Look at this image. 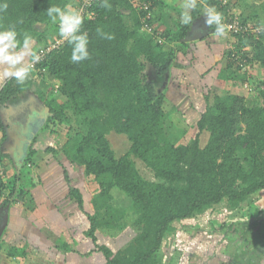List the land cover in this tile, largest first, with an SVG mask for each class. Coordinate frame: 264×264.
<instances>
[{"label": "trees", "instance_id": "16d2710c", "mask_svg": "<svg viewBox=\"0 0 264 264\" xmlns=\"http://www.w3.org/2000/svg\"><path fill=\"white\" fill-rule=\"evenodd\" d=\"M104 2L0 0L8 4L7 10L0 12V30L15 26L20 44L27 33L40 46L39 51L51 45V33L57 37L55 41L61 37L59 22L53 24L47 15L51 5L84 8L81 31L89 36V58L71 60L69 37L34 65L36 77L44 81L36 93L50 111L42 132L56 133L62 127L65 134L59 149L48 147L46 151L62 166L69 197L88 217L85 234L93 244L91 254H102L104 264H161L158 252L174 231L175 222L223 202L236 210L248 199L264 195V89L260 85L258 98L240 93L245 82H249L248 69L264 70V28L256 34L226 31L233 38L229 44L234 45L241 65L232 59L233 50L230 51L228 67L235 71L222 70L220 76L232 81L233 86L204 96L206 108L199 113L197 136L188 144L177 145L166 131L170 115L177 109L167 95L168 88L161 90V85L164 81L173 83L170 73L177 51L192 43L184 41L192 28L178 20L176 25H165L160 30L154 8L158 7L164 15L163 0H106L110 7H103ZM145 4H150L149 11L144 9ZM208 6L223 13L225 24L234 18L230 3L200 0L194 19ZM211 27L216 31L215 26ZM97 29L112 38L99 35ZM13 48L23 50L19 46ZM149 69L157 78L152 79ZM33 83L6 80L0 90V110ZM49 88L52 91L47 96ZM168 103L172 105L170 111L166 108ZM0 131L6 137L1 115ZM113 133L127 137L130 143L119 157L108 138ZM203 133L208 139L202 146ZM38 152L35 140L9 183L0 177V196H5L0 203L2 209L24 203L26 197L35 202L31 191L43 186L33 179L25 181L28 177L24 171L28 170L26 174L31 177L29 170L34 164L39 165ZM61 157L69 166L84 169L93 194L89 203L92 213L86 211L85 196L73 186L67 165L59 162ZM3 158L0 154V162ZM137 161L151 170L155 180L142 175ZM115 191L130 199L133 215L117 206ZM230 226L231 222L220 224L216 231L226 232ZM124 230L135 235L118 251L99 243L100 231L118 235ZM237 244L241 248L247 242L239 239ZM62 247L63 251L73 252L67 243ZM26 251L13 248L8 253L11 257H25Z\"/></svg>", "mask_w": 264, "mask_h": 264}, {"label": "rangeland", "instance_id": "374dc122", "mask_svg": "<svg viewBox=\"0 0 264 264\" xmlns=\"http://www.w3.org/2000/svg\"><path fill=\"white\" fill-rule=\"evenodd\" d=\"M163 1L165 5H163L164 13L166 14L162 15L158 12V7L154 8V18L160 19L157 22L160 30L165 28V24L163 23H169L172 26L176 25L183 4V0ZM224 1L231 4V11L234 14L235 20L243 24L247 28V31L256 34L260 29L264 28V0ZM198 3H200V0H198ZM75 9H78V7H75ZM82 9V7L79 8V10ZM202 13L201 18H204L205 15ZM195 28L198 29L199 27L196 25L193 29ZM210 31L208 28L197 40H202L201 38L207 36ZM50 36L51 41L53 40V42H50L51 45H61L65 41L63 37L55 41L54 39L57 37L53 33ZM220 38L218 48L215 50L211 48L212 46L207 45V40L204 44L197 46L199 48L201 47L197 51L200 52L198 53L199 56L193 57L200 63L198 65L200 66L201 72L204 73L203 76H173V83L164 81L162 84L160 81L158 82L159 86L162 84L161 90L168 88L167 95L171 98L177 109L175 113L170 115L166 125L167 135L177 145L188 144L197 136L198 130L196 129V125L199 119V113L203 112L206 108V99L204 96L209 92L211 94L221 93V90L233 86L232 81H226L222 78L224 76H220L222 70L226 73L235 71L234 69L230 70L228 67V54L234 49V45L229 43L233 38H230L228 34L220 36ZM194 42L192 41L190 46L196 45ZM209 42H213L211 37ZM31 47L39 54L38 49L40 46L32 42ZM168 47L169 45L166 46V48ZM21 51H16L13 47L9 46L10 54H19ZM212 53H216L217 57ZM183 57L185 56L181 55L184 64L193 60ZM217 58L220 62L216 67L218 69L212 72L207 71ZM31 59V55L26 56L21 64L16 65V68L27 66L31 63ZM182 62L179 61L175 65L180 64L183 66ZM8 68V65L0 64V76L3 79L5 78V80L11 78L4 75L5 70ZM10 70L14 71L15 69L10 68ZM248 70L246 77L249 78V82H245V86L242 87L243 90L240 93L249 97L258 98L260 85L262 86L261 89H264V70H260L259 68ZM149 71L151 72L152 70L149 69ZM207 73L208 76L205 75ZM151 77L152 79L157 78L153 72H151ZM25 80L27 82L33 80L34 83L18 95L14 101H11L8 107L0 110L6 131V137L0 131V154L4 155L0 164L6 169V184L9 183V180L14 177L15 172L19 169L20 162L16 159V156L20 155L17 154L18 132L26 129L28 114L31 117L35 115L34 113L41 114L47 109L45 102L36 93L37 88L44 85V81L41 79L38 80L34 66ZM25 80L24 82H26ZM3 84L4 82L2 80L0 86L2 87ZM232 90L236 91L235 88H232ZM51 91L52 88L47 89L46 95L49 96ZM166 108L170 111L172 105L168 103L166 104ZM45 125L46 123L33 137L31 142L32 144L36 140V147L39 150L36 161L39 165L35 166L34 164L29 170L31 177L26 174L28 170L24 171V174L28 177L25 181L29 180L31 182L30 179H33V182L38 186H43V190L48 189L52 191L46 192L48 196L57 198L53 210L58 213L55 214L54 212L57 220H65L63 227L60 226V230L64 229L65 233L56 230L58 231V235L54 236L53 234L56 231L53 234H49L47 231L40 232V224L38 225V223L29 226L27 224L29 220V209L30 212L35 211L33 215L34 220H39L42 214L35 202H29V198L26 197L24 203L13 205L16 214H14L13 219H8L4 230H2L1 226L2 213L0 212V264H53L58 260H63V255L68 253L67 250L63 251L62 254L59 252L58 248L64 250L62 247L64 242L69 243V248L74 250V255L68 257L70 258L69 264H104L105 258L102 254H91L90 252L93 249V244L91 239L87 238L85 234L89 227L88 217L84 212H81L78 204L69 197V189H66L68 184L65 182L62 166L59 165L58 160L53 159L52 155L46 151L48 147L59 149L60 144L65 141V134L62 133L63 129L62 127L59 130L55 128V131L57 130L58 133L57 131L53 133L52 130L42 132ZM207 136L206 133L202 134V146L205 145L208 139ZM108 138L118 157L123 155L130 145L127 137L122 135L113 133ZM62 161L67 165L66 169L70 174L73 186L79 188L85 196L86 211L92 213L93 210H91L89 203L92 200L93 194L91 185L87 182L84 174V169L79 166H69L64 157L59 162ZM137 167L144 177L155 180L151 170L143 163L137 161ZM27 185L31 187V184ZM32 191L31 194L33 195ZM114 196L117 206L129 210V213L133 215L130 199L120 191H115ZM46 202L42 201L41 203L45 206ZM46 208L51 210V205L48 204ZM0 209L2 208L0 207ZM48 212L47 210L46 213L48 214ZM226 222H231L229 230L226 232L216 231L218 225ZM173 228L174 231L165 239L164 244L158 252V258L161 264H264V195H258L248 199L236 210L229 209L227 203L223 202L210 209H206L201 214H197L190 219L175 222ZM19 231H22L19 235L28 236L29 238L34 236L33 239H47V243L41 241V246L43 245L44 249L39 248L37 253L35 252L36 258L26 257L25 259H17L16 257L9 256V250L19 242V235L16 236ZM226 234L229 235L227 236ZM134 235L131 230H124L118 235L115 232L100 231L98 238L100 244L107 245L116 252L130 242ZM239 239L246 240L247 244L238 248L237 241ZM34 242L36 244L38 241L36 242L34 240ZM31 243L33 242L30 241ZM50 251L52 253H49L47 256L44 255ZM30 255H34V253Z\"/></svg>", "mask_w": 264, "mask_h": 264}, {"label": "clouds", "instance_id": "9594fccd", "mask_svg": "<svg viewBox=\"0 0 264 264\" xmlns=\"http://www.w3.org/2000/svg\"><path fill=\"white\" fill-rule=\"evenodd\" d=\"M103 7H110L106 2ZM198 7V0H183L182 8L179 14V23L184 26L191 27L194 23L193 13ZM8 8L7 3H0V12H5ZM203 15H206V23L209 26H215L216 31L211 33L214 36L226 35L228 25L224 23L223 13L218 11L214 6H208L203 10ZM47 15L53 24L59 22V34L61 37L67 39L70 37L69 43L72 45L71 60L73 62H80L89 58L88 51L89 36L87 32H82V25L84 17L81 10L73 8L71 5H65L63 8L56 5H51L47 10ZM97 33L107 39L111 36L103 33L101 29H97ZM18 32L15 26H10L0 30V64L8 65L9 68L5 70L6 77L14 78L17 83H23L31 72L35 63L39 62L41 56L38 55L31 47L32 37L27 33L23 35V44L21 45L17 39ZM9 46L21 47L23 51L19 54H10ZM31 55V63L27 66L16 68V65L21 64L26 56ZM14 68L15 70H10ZM47 122V121H46Z\"/></svg>", "mask_w": 264, "mask_h": 264}, {"label": "crops", "instance_id": "0c3cea01", "mask_svg": "<svg viewBox=\"0 0 264 264\" xmlns=\"http://www.w3.org/2000/svg\"><path fill=\"white\" fill-rule=\"evenodd\" d=\"M165 12H169V11H165ZM164 14H166V13H164ZM179 14V13H178ZM169 16V15H168ZM170 17V16H169ZM206 19H207V17H206V15H205V17L204 18H201V14L194 20V23H193V27H192V30L193 31H199V30H202L203 32H205V30L207 31L208 30V28L211 30L210 32H208V35L207 36H205V37H203V38H201L202 40H197L196 42H194V44H196V45H192V46H190L189 45V47H184L183 49H179L178 51H177V54H178V52H179V54L177 55L176 54V63L177 62H179V61H181L182 62V59H181V55H183V56H185V57H183V58H185V59H193L192 61H190V62H187L186 64H184L183 62V66L182 65H180V64H177V66L174 64V66H173V68H172V71H171V75L170 76H203L204 75V73H202L201 72V69H200V66L198 65V64H200L197 60H195L194 59V57L193 56H195V57H197V56H199V54L198 53H200V52H197L200 48L199 47H197V46H200V45H202V44H204L205 42H206V40H207V45H209V46H212L211 48L213 49V50H215L216 48H218V44H219V40L221 39L220 38V36H214V35H211V33H213V32H215L213 29H212V27L211 26H209L207 23H206ZM163 24H165V25H171V24H169V23H163ZM198 26L199 28L198 29H193L194 28V26ZM172 26V25H171ZM206 27V29L204 30V28ZM192 30H191V32H192ZM210 37L213 39V42H209L210 41ZM192 42V41H191ZM220 46V45H219ZM212 54H214V55H216V53H212ZM216 57H217V55H216ZM220 64V62H219V60H218V58L216 59V60H214V62H213V65L207 70V71H209V72H212L213 70H215V69H218V68H216L218 65ZM206 71V72H207ZM205 72V73H206ZM205 75H207L208 76V73L207 74H205ZM221 75V74H220ZM2 80H3V82H4V84H5V78L3 79L2 78V76H0V84H1V82H2ZM26 82H27V80H25ZM24 82V81H23ZM3 84V85H4ZM1 86H0V90H1ZM18 168H19V166H18ZM46 169V168H45ZM47 170V169H46ZM45 173H46V171H45ZM47 174V173H46ZM68 188V186L66 187V189ZM52 192V191H50V190H48V189H45V190H43V187H42V189H40L39 187H37L36 189H34V192H33V197H35V204L37 205V207H39L40 208V210H41V218L39 219V220H34L35 218H34V212L35 211H31L30 212V209H29V211H28V217H29V220H28V225L29 226H32L33 224H35V223H38V225L40 224V232H45V231H47L49 234H53L54 233V231H56V230H58V231H63L64 233H65V230L63 229V230H60V226L61 227H63V224H65L64 222H65V220L64 219H61V220H57V218H55L56 216H55V214L57 213L56 211H54L53 210V208H55V205H54V203H56V200H57V198L55 197H53V196H48V194H47V192ZM65 191V190H64ZM59 197V196H58ZM42 201H47L46 202V204H45V206L43 205V203H41ZM45 203V202H44ZM48 204H50L51 205V210H49V209H47L46 208V206L48 205ZM36 207V206H35ZM38 208V209H39ZM43 209V210H42ZM1 210V209H0ZM31 210H33L32 208H31ZM35 210H36V208H35ZM49 211L48 212V214L46 213V211ZM1 212V211H0ZM12 214H11V213ZM43 212V213H42ZM54 212H55V214H54ZM50 213V214H49ZM14 214H16L15 213V210H14V208L13 207H11V208H9V218H10V220H11V218L13 219L14 218ZM52 214V216H50ZM58 214V213H57ZM49 217H53L52 219L51 218H49ZM40 221V222H39ZM11 222V221H10ZM32 222H34V223H32ZM58 231H56L53 235L54 236H57L58 235ZM22 231H19L17 234H16V236L17 235H19L20 233H21ZM14 237V236H13ZM34 237V236H33ZM33 237L32 238H29L28 236H23V235H19V237H18V243L17 244H15L14 246H13V248H17V249H22V248H26V252H27V254H26V256L25 257H21V256H19V255H17V256H13V257H16L17 259H25L26 257L27 258H36L35 256H36V254H35V252L37 253V250L39 249V248H41V249H44V246L42 245L41 246V243L43 242V243H47V239H33ZM34 240L37 242L36 244H35V242H34ZM30 241H32L33 243H31L30 244ZM42 241V242H41ZM64 243H67V242H64ZM19 244H21V246H19ZM33 244H35L34 246H33ZM68 245H70L69 243H67ZM56 245V244H55ZM13 248H11V249H13ZM47 248H48V246H47ZM10 249V250H11ZM59 249V252L62 254V252H63V250H60V248H58ZM71 249V248H70ZM9 250V251H10ZM75 252H76V250H75ZM34 253V255H30V254H33ZM49 253H52L51 251L50 252H48V253H46V254H44L45 256H47ZM9 254V253H8ZM66 255H63L64 257H63V260H58L57 262H63L64 264H69V261H70V258H68V257H70V256H73L74 255V250H73V252H71V253H65ZM38 255L40 256V254L38 253ZM11 257V256H10ZM29 263V262H28ZM41 264V263H40Z\"/></svg>", "mask_w": 264, "mask_h": 264}, {"label": "built area", "instance_id": "2783aa9c", "mask_svg": "<svg viewBox=\"0 0 264 264\" xmlns=\"http://www.w3.org/2000/svg\"><path fill=\"white\" fill-rule=\"evenodd\" d=\"M223 2V5L227 4L228 2L222 0ZM144 9L146 11H149L150 9V4H145L144 5ZM84 12V8L81 10V13L83 14ZM149 18V17H148ZM229 20L231 21V23H226L228 25V28L226 29V31L228 32H232V33H247V32H250V31H247V28L243 26V24H241L239 21L235 20V17L234 18H229ZM148 29V27H146ZM66 40V39H65ZM60 44H57V45H49L48 47L46 48H41L39 50V54L41 56V59H43L51 50L53 49H57L59 48ZM232 59H234L236 61V63L238 65H241V60H240V57H236V55L238 54L236 51H235V48L233 49L232 51ZM40 59V60H41ZM248 68V67H247ZM0 177L2 178V180L5 182L6 181V171H5V168L0 164ZM4 198L5 196H0V203L2 201H4Z\"/></svg>", "mask_w": 264, "mask_h": 264}, {"label": "water", "instance_id": "95a60500", "mask_svg": "<svg viewBox=\"0 0 264 264\" xmlns=\"http://www.w3.org/2000/svg\"><path fill=\"white\" fill-rule=\"evenodd\" d=\"M206 29V27L204 28V30ZM206 31V30H205ZM204 32L202 30L199 31H192L190 33V35L188 37H186L184 39V41H195L198 38H200V35H202ZM50 111L47 108L44 111V114H37L38 117H36V120H34L32 122V124L30 125L32 130L30 131L31 134L28 136L27 138V146L26 149L30 146L33 137L37 134V132L44 126V124L46 123L47 119H48V115H49ZM37 122V124H36ZM27 151V150H26ZM27 154V153H26ZM25 157V156H24ZM22 162V161H21ZM20 162V163H21ZM20 169V167H19ZM1 213H2V230L5 229L7 223H8V219H9V208H5V209H1Z\"/></svg>", "mask_w": 264, "mask_h": 264}, {"label": "flooded vegetation", "instance_id": "af4514ba", "mask_svg": "<svg viewBox=\"0 0 264 264\" xmlns=\"http://www.w3.org/2000/svg\"><path fill=\"white\" fill-rule=\"evenodd\" d=\"M35 115L33 116H29V114H28V116H27V125H26V129L25 130H20V132H18V139L15 137V139H17L18 140V152H17V154H20V155H17L16 156V159H18V162H21V163H19V167L21 168L22 167V165H23V160L25 159V155H26V153H27V149L29 148H27L26 149V147L25 146H27V138H28V136L31 134V130H32V128H31V124H32V122L34 121V120H36V117H38L37 116V114H39L40 115V113H34ZM42 114H44V113H42ZM41 114V115H42ZM36 124H37V122H36ZM17 140H16V142H17ZM15 142V143H16ZM15 160V159H14Z\"/></svg>", "mask_w": 264, "mask_h": 264}]
</instances>
